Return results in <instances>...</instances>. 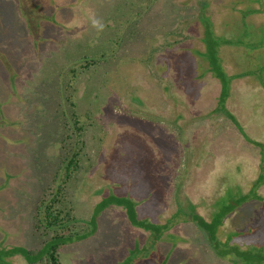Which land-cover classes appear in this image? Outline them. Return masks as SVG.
Here are the masks:
<instances>
[{"label":"rangeland","instance_id":"1","mask_svg":"<svg viewBox=\"0 0 264 264\" xmlns=\"http://www.w3.org/2000/svg\"><path fill=\"white\" fill-rule=\"evenodd\" d=\"M241 1L0 0L2 247L38 249L49 236L34 227V204L58 171L70 94L84 144L64 186L63 205L85 221L73 230L113 203L88 237L58 250L62 264H231L194 218L212 222L244 195L216 223V241L261 250L264 180L243 135L264 143V0ZM207 20L228 30L209 37L221 63H245L260 86L231 82L223 111L219 81L191 52L204 48ZM158 224L166 235L154 244Z\"/></svg>","mask_w":264,"mask_h":264},{"label":"trees","instance_id":"2","mask_svg":"<svg viewBox=\"0 0 264 264\" xmlns=\"http://www.w3.org/2000/svg\"><path fill=\"white\" fill-rule=\"evenodd\" d=\"M237 9L241 4V0H238ZM241 1V2H240ZM254 1V0H251ZM202 3L201 5H203ZM230 1L227 2V6L231 7V9L235 6H230ZM206 6L203 5V7ZM201 6V9H203ZM257 6H253L252 8H256ZM205 8V7H204ZM249 8V6H248ZM249 11V10H248ZM248 11H246L243 15H247ZM243 16V17H244ZM208 27V28H207ZM214 26L209 23L207 20L206 25L203 26V34L201 38V42L204 45V48H194L191 52L192 55L195 56V59L198 60L197 68H202L206 73L205 75H199V78L202 76L205 77H213L218 80L220 83V92L217 101V108L222 109L225 108V101L229 94V89L231 86V82L235 80H247L248 83H244L246 86L250 87H260L256 84L255 80L247 74L248 71L246 69V64L242 63H221L220 56L222 57V50L219 49V40L217 38H209L213 36H220L222 33H227L226 28H220L219 31L213 30ZM241 33V32H240ZM240 33H237L238 36ZM239 42V41H238ZM225 45H232L230 41L225 42ZM235 51L229 52V54L225 55L230 58L234 57ZM248 57L250 54H246ZM252 58H254L252 56ZM234 59V58H233ZM230 59H227V61ZM201 63V64H200ZM72 72H74L72 70ZM199 81H201L199 79ZM259 82V79L257 80ZM262 88L264 87V78L262 80ZM66 100L70 104L71 111L68 113L63 112L62 114V154L60 153V162L58 163V171L56 172L53 180L48 186V190H45L43 195H41L34 204V213H33V222L34 227L37 230H41L45 235H49L48 238L44 241L42 246L38 249H29L23 246H12L10 248H4L0 245V264H4L6 258L14 255H21L27 262V264H62L59 256L58 250L66 245L67 243L74 242V240H82L88 237L95 229L96 217L97 213L110 203V201L105 200L103 204L100 205L99 211L92 215L90 219L86 222L88 224L87 230L79 233V231L73 230V225L78 223H84V220H79L76 218L71 210L65 208L63 205V197L65 195V184L70 179L72 174L76 172L78 169V161L79 154L81 148L83 147L82 141V132L83 126L80 124V120L78 115L74 112V104L71 101L70 94L67 95ZM216 108V109H217ZM215 109V111H217ZM66 113V114H65ZM228 117H232L228 115ZM251 143L255 144L258 147V163H257V171L259 172L258 181L256 183L262 182L264 179V143L260 141H255L243 135ZM256 180L251 177V181ZM240 189V187H237ZM234 196V195H231ZM248 198L247 195L244 196H236L232 198L229 203L223 206V213L214 212L215 219L212 222H209L205 218L201 216H196L194 219L198 221L199 225L207 232L210 237V240L213 243L214 249L217 251L218 255L223 258L231 259V264H264V244H261L259 251H255V246L251 247H240L238 244H230L228 247H224L223 243H220L219 240L216 241L217 234L215 233L216 223L220 218L225 215V213L233 211L235 207L240 205L242 201H245ZM123 200L116 199L115 202L118 204L124 205ZM105 202V203H104ZM127 212V211H126ZM128 217L131 216L133 220V216L127 212ZM194 216V214H193ZM84 221V222H83ZM153 228L155 235L153 243L156 244L158 241H163L164 237L161 238L160 234L164 233L163 227L164 225H153L150 226ZM158 235V236H157ZM216 235V236H215ZM167 237V236H166ZM224 238V237H223ZM215 240V241H214ZM255 252V253H254Z\"/></svg>","mask_w":264,"mask_h":264}]
</instances>
